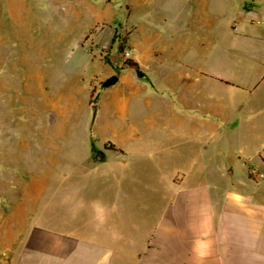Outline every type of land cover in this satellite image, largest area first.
Returning <instances> with one entry per match:
<instances>
[{
	"label": "rangeland",
	"instance_id": "374dc122",
	"mask_svg": "<svg viewBox=\"0 0 264 264\" xmlns=\"http://www.w3.org/2000/svg\"><path fill=\"white\" fill-rule=\"evenodd\" d=\"M136 1L0 0V264H18L21 241L42 233L38 228L72 229L81 225L83 207L121 200L117 179L183 169L196 176V166L187 156L180 158L178 150L196 141L154 133L137 143L113 135L117 118L109 114L106 121L97 109L103 81L131 60L121 54L139 20L151 16L148 29L153 25L167 40L183 34L181 47L195 44L200 79L212 82L209 74L217 70L249 87L230 88L227 96L235 112L257 109L260 96L250 90L264 79L258 41L235 26L244 22L241 4L249 8L264 0ZM261 31L254 29L255 34ZM205 87L198 88L202 96L209 90ZM161 108L156 101L128 103V113L138 117ZM104 121L99 131L98 122L102 126ZM115 144L125 154L112 151ZM146 144L158 146L149 152L156 160L141 157ZM239 145L253 154L247 142ZM36 180L41 183L33 184Z\"/></svg>",
	"mask_w": 264,
	"mask_h": 264
},
{
	"label": "crops",
	"instance_id": "0c3cea01",
	"mask_svg": "<svg viewBox=\"0 0 264 264\" xmlns=\"http://www.w3.org/2000/svg\"><path fill=\"white\" fill-rule=\"evenodd\" d=\"M253 5L241 4L244 22L235 30L256 37L264 73V3ZM153 22L151 16L139 20L127 41L130 59L143 76L124 64L117 73L119 81L104 89L97 109L106 121L109 114L117 118L113 135L137 143L154 133L196 141L194 147L178 148L179 157L187 156L196 166V176L183 169L164 176L117 179L121 200L83 207L81 225L72 229L38 228L42 233L21 241L18 264H264V177L255 179L249 173L253 166L264 172V79L250 90L260 96L257 109L235 112L227 96L230 88L249 87L217 70L209 74L212 82L200 79L195 44L181 47L183 34L167 40L153 25L148 29ZM255 27L262 31L255 34ZM202 83L209 89L205 96L198 90ZM132 101H156L162 108L138 117L128 113ZM106 121L102 126L98 122L99 131ZM242 141L253 154L241 149ZM115 145L112 151L125 154L121 144ZM157 149L146 144L141 157L154 161L149 152Z\"/></svg>",
	"mask_w": 264,
	"mask_h": 264
},
{
	"label": "water",
	"instance_id": "95a60500",
	"mask_svg": "<svg viewBox=\"0 0 264 264\" xmlns=\"http://www.w3.org/2000/svg\"><path fill=\"white\" fill-rule=\"evenodd\" d=\"M125 65L136 68L138 75L143 76V72L138 68V63L136 61L130 60ZM118 81H119V76L117 74H112L111 76H109L103 81L102 86L104 88L111 87L114 84H116Z\"/></svg>",
	"mask_w": 264,
	"mask_h": 264
},
{
	"label": "built area",
	"instance_id": "2783aa9c",
	"mask_svg": "<svg viewBox=\"0 0 264 264\" xmlns=\"http://www.w3.org/2000/svg\"><path fill=\"white\" fill-rule=\"evenodd\" d=\"M124 59H130L131 58V52L128 49H125L123 52ZM250 176L255 179H260L264 177L263 172H258L255 168H250L249 170Z\"/></svg>",
	"mask_w": 264,
	"mask_h": 264
}]
</instances>
